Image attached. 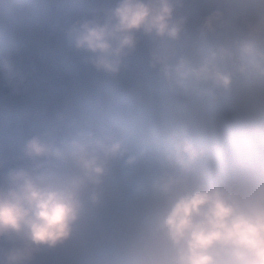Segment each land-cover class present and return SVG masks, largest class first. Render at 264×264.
Masks as SVG:
<instances>
[{"label":"clouds","instance_id":"9594fccd","mask_svg":"<svg viewBox=\"0 0 264 264\" xmlns=\"http://www.w3.org/2000/svg\"><path fill=\"white\" fill-rule=\"evenodd\" d=\"M53 2L41 61L0 52V122H38L0 155V264H264V0ZM57 45L147 98L70 123Z\"/></svg>","mask_w":264,"mask_h":264},{"label":"bare ground","instance_id":"6f19581e","mask_svg":"<svg viewBox=\"0 0 264 264\" xmlns=\"http://www.w3.org/2000/svg\"><path fill=\"white\" fill-rule=\"evenodd\" d=\"M14 0H0V44L4 43V37L11 39L15 44L20 46L22 53H27L34 56L32 61H41L43 59L41 52V42L46 40L40 31L36 33L33 30V24L26 18V11H17L19 8ZM10 7V9H8ZM15 8V9H14ZM15 12H19L17 16ZM38 15V14H37ZM10 27H12L10 29ZM10 29V30H9ZM36 38L40 42L36 41ZM71 56L64 52L57 45L56 54L46 58L47 71L51 73H64L67 80L75 81V91L69 93L70 104L65 106L61 99L58 101V107L64 108L69 113V122H85V119L94 120L99 119L107 112L95 108V104L84 96L83 85H82V74L80 71L75 73V70L70 68L66 63L70 60ZM59 60L65 63L60 64ZM66 80V83H67ZM67 89H70V85L67 83ZM3 95V91L0 90V96ZM20 101L12 102L13 105H18ZM105 101L101 102V105ZM99 112V117H93V112ZM177 116L180 113L174 112ZM54 116V109L50 110L44 122L51 123ZM185 116H188L185 114ZM35 120H26L12 126H8L0 122V152L8 154L18 149L19 144L22 140L34 130L37 125Z\"/></svg>","mask_w":264,"mask_h":264},{"label":"rangeland","instance_id":"374dc122","mask_svg":"<svg viewBox=\"0 0 264 264\" xmlns=\"http://www.w3.org/2000/svg\"><path fill=\"white\" fill-rule=\"evenodd\" d=\"M95 2H97V0H85V3L81 6L82 10L83 8ZM213 2L214 0H196V4L201 10H206L208 7L211 6ZM26 14H27L26 18L28 17V19L33 24V27H34L33 30L36 31V33L42 30L40 34H42V36L44 35V38H47V25L49 22L54 20L56 17V11H55L53 0H47V3L42 8L29 9L28 12H26ZM11 28L12 27H10V29ZM4 40L6 43H10V42L14 43L11 39L7 38V36L4 37ZM36 41L40 42L39 39L37 38H36ZM68 63H69L68 66L70 65V67H74L75 69H76V66L78 65L77 62L75 61H73L72 63L70 60H68ZM79 67L80 69H78L77 71H80L82 74V85H83L84 96L86 98H89L92 101H93V98H95V95L96 96L100 95L99 91L101 89H110L113 91H118L124 96H127V97L132 96L141 101L145 100L148 96L150 85L145 80H143V78L139 75L138 71H133L130 74H128L121 83L113 84L112 82L106 80L105 78L83 69L80 65ZM77 71H75V73ZM67 83L70 85V89H67L65 94L60 97L62 103L65 106H69L71 102L69 93L71 91H75L74 89L75 81L67 80ZM94 104H95L96 109L104 110L106 112L111 108L108 102L103 104V108H100L101 103H97V101L94 102ZM172 110H174L177 113L178 112L180 113L176 116V118L186 128H192L195 125V121L197 118H196L195 113H193L191 110L185 109L184 111V109L182 108H178V109L174 108ZM97 114H101V113L99 112L97 113L95 111L92 113V116L99 117ZM185 114L188 116H185ZM89 120L90 119L86 118L85 122ZM130 131L134 135L135 129H131ZM0 155H6V154H3L0 152Z\"/></svg>","mask_w":264,"mask_h":264}]
</instances>
